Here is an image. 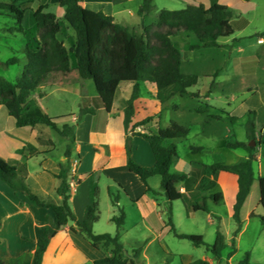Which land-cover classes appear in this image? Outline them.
Returning a JSON list of instances; mask_svg holds the SVG:
<instances>
[{
    "label": "trees",
    "instance_id": "1",
    "mask_svg": "<svg viewBox=\"0 0 264 264\" xmlns=\"http://www.w3.org/2000/svg\"><path fill=\"white\" fill-rule=\"evenodd\" d=\"M34 1V0H33ZM32 0H10L9 3L0 2V10L7 12L16 19V27L13 31L20 32L26 39L25 58L26 63L23 72L14 82L0 79V106H3L7 114L13 118L18 128L44 126L56 132L61 138L68 141L65 150V164H59L60 172L56 176L58 185L55 194L60 198L55 203L49 197H40L33 194L27 186L26 162L36 152V149L28 144L18 152L20 161L5 160L0 157V181L10 188L15 195H22L26 200L38 208L49 209L51 216L45 219L43 234L36 242L32 255L33 264H42L43 254L49 242L57 235L59 230L72 223L71 231L87 241L94 249H109V255L95 260L92 264H126L127 259L120 243V233L124 226L125 213L118 208V215L111 218L115 225V233L95 234L93 226L99 221V188L96 173L90 174V204L85 208L83 218L78 221L70 207L69 184L71 149L75 141V128L68 124L58 127L56 122L69 118L63 116L49 117L36 100L29 95L51 81V75H65L75 70L83 80L93 83L97 96L88 102L79 105L78 117L93 113L95 109H103L110 113L117 90L121 84H131L132 92L123 108V127L125 132L129 129L134 136L142 138L148 143L154 164L143 167L136 164L130 157V145L125 142L127 168L130 173L139 178L145 187L146 193L156 196L148 184V180L155 176L160 178V187L163 195L168 199V222L174 236L181 240H188L196 246H205L206 250L215 258L217 264H221L220 258L225 249L224 236L217 230L215 241L212 245H206L200 236L178 234L171 222L170 206L175 201H184L188 212L208 213L209 209L204 204L194 202L193 196L186 197L177 188L180 183L185 184L189 176H197L202 168L208 169L213 180L208 185H202V190H209L217 178L219 172L236 176L237 190L232 205V219L236 223L233 239L240 233L242 222L240 219L241 208L250 193V188L255 180L252 163L255 161V149L242 142L228 143V148L244 152L248 158L232 165L214 163L207 167L200 163H191L189 175L183 173H171L170 167L177 158L174 140L185 139L190 130L176 122H171L167 127L158 129L155 134H146L136 131V128L145 127L151 118L132 124L134 115V102L139 97V82H150L156 87V98L161 105L174 96L188 95V89L198 82L196 74H184L181 70V56L173 41L178 33L185 38H193V42L187 44L189 51L219 47L217 40L233 36V29L229 24L230 13L226 6L217 0H210V7L203 5H188L181 10H161L155 25L145 26L143 34L136 35L131 30L114 22L110 16L102 12H94L83 8V0H59L58 5L64 9V16L59 20L56 15L48 11L46 0H36L39 5L32 11ZM154 0H142L137 15L145 18L154 10ZM30 13L31 26L22 28L25 14ZM74 32V36L67 34V29ZM264 37V33L260 34ZM66 38L69 47L59 39ZM18 59L12 58L4 63V66H12L18 63ZM210 94V89L205 97ZM192 98H200L198 93L190 94ZM203 108L196 109L198 114H205ZM211 108V107H209ZM177 109V108H176ZM227 115L228 113L222 112ZM252 112L246 123V135L249 141L256 142L255 124ZM216 121H223L221 115L208 116ZM236 117H229V123L236 121ZM264 144V138L262 139ZM40 146L53 147L51 140L38 139ZM202 147H191L192 154H199ZM113 182L122 189L115 180ZM259 205L264 211V176L258 179ZM210 187V188H209ZM111 203L117 206L118 198L110 194ZM219 195L211 197L214 203L219 200ZM205 200V197L203 198ZM253 217V215H251ZM258 217L262 234L264 235V215ZM232 245H234L232 243ZM135 259L140 250H133ZM25 257L20 256L11 261L0 258V264H21ZM248 255L241 264H249ZM192 264H209L203 260H197Z\"/></svg>",
    "mask_w": 264,
    "mask_h": 264
},
{
    "label": "rangeland",
    "instance_id": "2",
    "mask_svg": "<svg viewBox=\"0 0 264 264\" xmlns=\"http://www.w3.org/2000/svg\"><path fill=\"white\" fill-rule=\"evenodd\" d=\"M6 1L8 0H0V2ZM54 1L49 2L50 11L56 10ZM37 4V1H34V8ZM154 7H156L155 12L162 8L174 11L182 9L183 5L179 1L155 0ZM8 15L7 12L0 10V79L14 82L21 76L26 63L25 38L18 33L14 35L3 33L4 28L8 29L16 24V19ZM67 32L74 36L71 29L68 28ZM59 39L67 45L66 38ZM232 39L233 37L218 39L219 47L200 50L194 52L192 56L186 55L185 52L188 50L187 44L194 39L185 38L182 35L173 37L175 45L181 49L183 60L192 61L189 65L182 66V72L192 70L199 76L197 84L188 91L202 94L208 89L211 79L206 78L205 75L214 74L218 75V78L207 99L192 98L190 95L174 96L169 99L159 115L158 123L161 128H165L171 122H176L190 130L185 139L172 141L176 146L177 158L170 168L171 173L189 174L187 168L192 162L209 167L214 163L232 165L244 160L246 154L240 150L228 148V143L242 142L255 149V161L252 163L255 186L240 213L242 233L233 239L236 223L232 219V205L237 190L236 181L233 182L229 174H223L220 179L214 181V185L209 190L204 191L201 188L202 185H208L212 181L208 169L200 177L189 176L186 183L178 184L177 188L186 197L195 195L194 202L199 204L204 202L209 212L189 213L184 201H175L170 206V219L176 233L200 236L206 245L214 243L218 230L224 236L226 244L221 254V264H241L246 255L249 258V264H264V235L259 218L254 217L264 215L259 205L258 188V178L264 176L262 141L264 138V70L261 69L264 64L258 69L255 68L254 72L252 59L257 48L255 42L250 40L235 43ZM12 58L18 59V63L4 66V63ZM85 83L89 87H94L90 80H85ZM57 96V94L53 95V97ZM144 102L147 103L144 107L145 112L138 108L136 119L144 114L153 115L157 112V108H160L156 98L147 96ZM173 105L178 109L173 110L171 108ZM205 105L211 107L205 108V114L200 115L195 112V109L203 108ZM68 107L62 110L73 108L70 101ZM4 109L1 120L3 123L7 121L14 126L13 118L9 117ZM221 111L228 113V116ZM249 112L253 113L251 117L254 118L256 127V142L252 141L253 145L246 135ZM209 115H221L224 120L217 122L209 118ZM229 117H236L237 120L229 123ZM153 124L155 123H150V126L157 128ZM141 129L139 127L137 131H142ZM59 141L57 139L56 151L60 149ZM192 146L202 147L201 152L192 154ZM32 164H30L31 167ZM159 181V177L155 176L150 182L152 190L156 193L155 197L149 193H143L135 180L125 181L129 194L135 201L134 204L130 200L123 199L121 195L118 198V193L110 188L109 193L118 198V207L111 203L106 187L100 184L98 198L100 215L99 221L95 224L96 234L113 235L115 233V225L111 222V218L118 215V208H121L125 213V221L120 233V243L127 259L126 264H192L197 260L217 264L205 246H196L188 240H181L174 236L168 222V201L163 195ZM214 195L220 196L217 203L211 199ZM137 249L140 250V254L135 259L133 250Z\"/></svg>",
    "mask_w": 264,
    "mask_h": 264
},
{
    "label": "crops",
    "instance_id": "3",
    "mask_svg": "<svg viewBox=\"0 0 264 264\" xmlns=\"http://www.w3.org/2000/svg\"><path fill=\"white\" fill-rule=\"evenodd\" d=\"M9 1L10 0L2 3H9ZM34 1L32 4V11H35L39 5L37 1L38 4L36 8H34ZM46 1L49 6L50 0ZM58 1L59 0L54 1L56 10L50 11L48 7V11L54 13L59 20H62L64 9L58 5ZM165 1H179L181 5H183L182 9L186 8L188 5L199 4L203 5L206 9L210 7V0ZM217 1L219 4L226 6L231 15L229 24L234 31L232 41L236 43L253 40L255 42L257 48L252 59L253 71L255 72V68L258 69L264 64V37L260 36V34L264 33V0ZM141 3L142 0H83L82 6L87 10L102 12L106 16L112 17L115 23L128 28L136 35H141L143 34L144 27L152 24L155 25L158 14L161 10H165L162 8L155 12L154 9L147 17L142 18L137 15ZM30 21V13L28 12L25 14L22 21V28L24 30L31 26ZM15 27L16 24L14 27L8 29L4 28L2 31L4 34L10 35H14L15 33L22 34L13 31ZM177 35H180V33ZM68 36L73 37V35L69 34ZM64 46L68 48V42L67 45L64 43ZM177 49L181 56V68L184 64L189 65L192 61L183 60L181 49L179 47H177ZM200 50L205 49L194 51L186 50L185 53L186 55L191 54L194 56V52ZM261 69L264 70V67L262 66ZM242 70L241 68V71ZM184 74L195 73L189 70V72H185ZM205 76L206 78H211L210 83L208 89L202 94L199 92V95L200 98L207 99L209 96L205 97V95L209 89L211 93V90L217 83L216 80L218 75L213 74L212 76ZM138 85L139 97L133 104L134 115L132 124L141 122L146 118H151V121L145 127H141L142 131L140 132L155 134L158 129L161 128L158 123L160 120L159 115L166 103L163 105L159 103L160 108H157V112L153 115L144 114L141 118L136 119L135 115L137 114L138 108L144 111V107L147 106V103L144 102L147 100V96H150L152 99L156 98V87L153 83L139 82ZM93 88L89 87V85L85 83V80L81 79L75 70H71L65 75H51L50 83L40 87L29 95V98L36 100L38 105L49 117L57 118L70 116L67 119L56 122L58 127H61L63 124H68L75 128V141L71 149L69 163V183L72 184L69 203L78 221L82 220L85 208L90 204L91 183L89 176L91 173H96L95 177L97 178L98 188L100 184H103L108 194L109 189L112 188L118 193V198L121 195V197H124L123 199L130 200L133 204L135 201L129 194L125 181L135 180L141 187L142 192H146L143 183L137 176L130 173L127 168L125 150L126 140H128L130 145V157L136 164L143 167H150L154 164V157L148 143L142 138L134 136L130 129L125 132L123 127V108L132 92L131 84L125 83L119 86L110 113H106L103 109H95L93 113L84 114L77 120L79 105L97 96L95 88ZM56 94L58 96L53 97V95ZM190 94H193V92L188 91V95ZM69 101L73 104V108L62 110L68 107ZM173 106L171 107L173 110L178 109L177 106ZM3 108V106H0V157L5 160L20 161L21 156L18 152L28 144L32 145L36 149V152L26 162L28 173L26 178L27 186L33 194L40 197H49L55 203H59L60 198L55 194V189L58 185L56 176L60 172L59 164H65L66 162L63 154L68 141L61 138L48 127L27 126L18 128L14 120L15 127L12 123L7 121L3 123V120H1L4 114ZM150 123H155L153 125L157 126V128L155 127L154 129L153 126H150ZM147 126L148 129H146ZM137 129L138 128H136V131ZM39 138L51 140L54 146H40L38 143ZM57 139L58 141L60 140V149L56 151ZM247 158L248 156L246 155L243 159L245 160ZM31 163H33L32 167L30 166ZM187 169L190 173L191 163H189ZM205 171L207 170L202 168L201 173L194 177H200ZM223 174L227 173L219 172L215 182L220 179ZM229 175L232 176L233 182H235L236 176L232 174ZM113 180L117 181L122 186V189H119ZM151 180L152 178L148 180L150 188ZM211 180H213L212 176ZM254 186L255 184L253 181L250 193L241 211L246 201L249 199ZM157 194L159 193L157 192ZM48 216H51V211L49 209L35 207L30 204L24 196L15 195L10 188L0 181V258L7 262L24 256L25 259L21 264H33L32 255L35 251L36 242L44 232L45 219ZM95 226L96 225L93 226V232L96 234L97 231H95ZM71 227L72 223L63 226L57 235L49 242L43 254L42 264H92L95 260L102 259L109 255L110 252L107 251V249H94L83 238L73 234ZM241 233L242 229L237 236H240Z\"/></svg>",
    "mask_w": 264,
    "mask_h": 264
},
{
    "label": "built area",
    "instance_id": "4",
    "mask_svg": "<svg viewBox=\"0 0 264 264\" xmlns=\"http://www.w3.org/2000/svg\"><path fill=\"white\" fill-rule=\"evenodd\" d=\"M70 184V187H71V190H72V184L71 183H69ZM180 191V190H179ZM181 193H182V191H180Z\"/></svg>",
    "mask_w": 264,
    "mask_h": 264
},
{
    "label": "water",
    "instance_id": "5",
    "mask_svg": "<svg viewBox=\"0 0 264 264\" xmlns=\"http://www.w3.org/2000/svg\"><path fill=\"white\" fill-rule=\"evenodd\" d=\"M252 145H253V142H252ZM166 200L168 201V199L166 198Z\"/></svg>",
    "mask_w": 264,
    "mask_h": 264
}]
</instances>
